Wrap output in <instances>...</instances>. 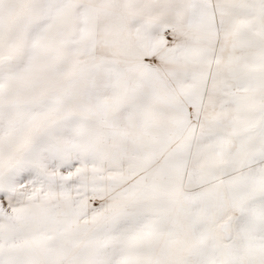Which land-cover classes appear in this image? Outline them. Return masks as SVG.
<instances>
[{
	"label": "snow or ice",
	"instance_id": "6c2138e0",
	"mask_svg": "<svg viewBox=\"0 0 264 264\" xmlns=\"http://www.w3.org/2000/svg\"><path fill=\"white\" fill-rule=\"evenodd\" d=\"M0 264H264V0H0Z\"/></svg>",
	"mask_w": 264,
	"mask_h": 264
}]
</instances>
